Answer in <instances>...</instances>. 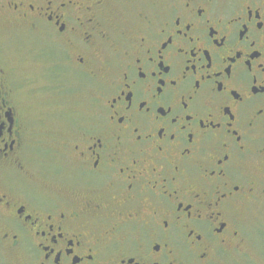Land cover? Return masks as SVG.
<instances>
[{
    "label": "flooded vegetation",
    "instance_id": "1",
    "mask_svg": "<svg viewBox=\"0 0 264 264\" xmlns=\"http://www.w3.org/2000/svg\"><path fill=\"white\" fill-rule=\"evenodd\" d=\"M262 197L264 0H0V264H222Z\"/></svg>",
    "mask_w": 264,
    "mask_h": 264
},
{
    "label": "rangeland",
    "instance_id": "2",
    "mask_svg": "<svg viewBox=\"0 0 264 264\" xmlns=\"http://www.w3.org/2000/svg\"><path fill=\"white\" fill-rule=\"evenodd\" d=\"M25 44H19L26 47H31L28 39L23 40ZM13 45H10L9 51L14 55L16 52ZM30 63V61H28ZM81 109V107L79 106ZM44 116L39 111H34L30 114L31 125L40 131L44 129H49L48 126L57 127L56 121H50V123L45 124ZM40 138H43V134L40 133ZM252 214L256 223L254 231H252L251 238L248 243L243 247L241 252H229L223 257L222 264H264V197L257 199L251 207ZM235 253H244V254H235Z\"/></svg>",
    "mask_w": 264,
    "mask_h": 264
}]
</instances>
